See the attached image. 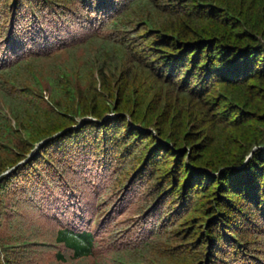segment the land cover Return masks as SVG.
Wrapping results in <instances>:
<instances>
[{"label":"trees","instance_id":"16d2710c","mask_svg":"<svg viewBox=\"0 0 264 264\" xmlns=\"http://www.w3.org/2000/svg\"><path fill=\"white\" fill-rule=\"evenodd\" d=\"M0 264H264V0H0Z\"/></svg>","mask_w":264,"mask_h":264}]
</instances>
